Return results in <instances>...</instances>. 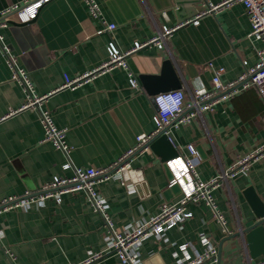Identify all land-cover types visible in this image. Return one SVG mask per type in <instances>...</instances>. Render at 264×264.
Instances as JSON below:
<instances>
[{
	"label": "crops",
	"instance_id": "0c3cea01",
	"mask_svg": "<svg viewBox=\"0 0 264 264\" xmlns=\"http://www.w3.org/2000/svg\"><path fill=\"white\" fill-rule=\"evenodd\" d=\"M24 0H0L1 10ZM101 17L91 15L83 0H48L39 8L26 32L9 24L0 28L17 62L30 75L33 91L48 94L42 108L49 110L58 128L65 130L71 146L68 158L51 142L42 141L43 128L36 108H18L25 99L22 86L11 80V70L0 48V200L37 194L53 176H71L73 167H106L116 162L137 141L138 134L155 128L153 95L140 82V74H160L170 58L184 88L185 102L195 89L211 88L213 69L223 67L221 79L237 78L254 65L264 42L250 35V22L242 3L236 2L203 13L198 24L174 29L162 46L146 45L127 55L129 70L138 81L129 84L122 67L100 73L75 87L62 88L64 76L73 77L98 66L108 57L111 39L124 51L135 42L157 34L162 25L177 19L176 0H94ZM202 0L189 2L197 12ZM115 26L104 29L107 24ZM211 63V68L207 67ZM245 62V63H244ZM17 110V111H15ZM187 110V109H186ZM184 110L182 113H184ZM178 155L194 157L201 180L218 176L234 159L264 141V101L249 86L193 116L189 123L171 125L167 131ZM195 148L192 156L187 145ZM69 161L70 166L64 164ZM174 168L150 148L137 152L121 176L96 183L108 204L116 228L136 226L156 214L161 204L182 196L178 184H170ZM251 186L264 203V157L254 161L246 174L222 182L212 190L224 212L225 234L204 202H188L191 216L161 237L150 235L138 247L143 264H177L178 244L189 242V253L202 252L201 236L217 246V260L204 264H260L264 255L251 256L241 230L256 220L243 196ZM264 224V223H263ZM261 243H258L260 245ZM104 222L94 212L83 191L0 211V264H73L90 252L104 248ZM11 253V257L9 254ZM93 264H122L107 253Z\"/></svg>",
	"mask_w": 264,
	"mask_h": 264
},
{
	"label": "built area",
	"instance_id": "2783aa9c",
	"mask_svg": "<svg viewBox=\"0 0 264 264\" xmlns=\"http://www.w3.org/2000/svg\"><path fill=\"white\" fill-rule=\"evenodd\" d=\"M47 1L24 0L21 4H13L1 10L0 28L7 27L9 20L24 22L35 18L39 8ZM83 1L88 5L92 16L101 17L99 7L94 0ZM236 2L244 5L251 26L250 35L264 42V0H221L216 3L206 1V8L196 15V19H188L173 26L162 25L156 35L146 41L135 42L127 50H120L113 39L110 38L106 46L108 53L107 59L98 66L86 70L81 74L73 77L65 75L61 87L75 88L96 75L110 71L116 67H122L127 70L129 84L132 87H137L139 85L138 81L128 67L126 59L128 54L146 45L153 44L162 46L165 38L179 26L188 22L198 24L197 18L203 13L213 12ZM114 26L113 23H110L104 29L111 30ZM0 48L11 70V80L19 83L25 92L24 102L18 110L30 107L38 109L43 128L42 141L51 142L55 148L61 150L68 158L71 146L66 141L65 130L56 126L49 110L42 108V101L48 94L37 95L33 91L29 73L24 67L18 64L16 55L4 41L1 33ZM258 54V61L252 66H246L244 64L242 73L234 80L225 82L221 79L220 76L224 71L223 67L213 69L211 88L205 90L195 89L191 94V101L188 103L185 102L183 87L154 94L153 102L155 104V113L153 118L156 124L155 130L150 134H138L136 144L128 149L116 162L110 166L99 168L93 166L86 168L73 167V174L71 176H53L41 186L37 194L26 193L22 196L9 195L1 199L0 211H6L17 206H26L31 202H42L48 198H53L56 202H59L62 194L66 192L83 191L86 194L92 210L100 214L103 219L105 245L101 251L90 252L83 260L73 264H93L107 253L118 256L122 264H143L137 251L141 242L150 235L158 238L161 237L167 229L178 226L184 219L190 217L191 212L187 208L188 202L204 200L211 208L213 217L220 224L222 231L225 234L229 233L224 212L217 207L212 190L230 178L239 174H246L252 162L263 158L264 141L245 154L238 156L218 176L208 180H201L197 176L194 168V157L178 155L168 160L169 164L174 168L173 176L170 178V184L176 183L180 185L183 194L175 202L161 204L156 214L136 226H126L122 229L114 226L107 211L108 204L97 189L96 183L106 180L111 176H121L126 171L129 160L137 152L149 150L147 142L165 126L170 124L177 126L179 124L189 123L193 116L200 114L204 109L210 108L219 98L229 97L249 86H253L264 101V46L259 50ZM207 65V67L211 68L210 62ZM184 110L186 111L182 113ZM11 113H13V110L8 114ZM8 114L2 116L0 120ZM187 147L191 155L195 156L196 151L194 146L188 144ZM64 166L69 167L70 162L67 161ZM201 240L206 245L205 249L202 252L195 253L193 256L188 250L190 246L189 242L178 244V253L174 254L177 259V264H204L209 260H217L216 244L209 242L208 237L205 235L201 236ZM8 254L9 257L12 256L11 253ZM260 264H264V261Z\"/></svg>",
	"mask_w": 264,
	"mask_h": 264
},
{
	"label": "water",
	"instance_id": "95a60500",
	"mask_svg": "<svg viewBox=\"0 0 264 264\" xmlns=\"http://www.w3.org/2000/svg\"><path fill=\"white\" fill-rule=\"evenodd\" d=\"M178 4L177 19L179 22L188 20L194 13L196 8H191L189 2L195 0H176ZM202 2V0H197ZM32 20L24 22H16L9 20V24L15 31L21 29L27 33L30 28ZM140 82L147 89V91L154 95L161 91L180 88L181 82L175 75L173 63L170 58L165 59L162 71L160 74H140ZM170 125L165 126L159 133L155 134L147 142L149 148L158 155L162 161H168L178 156V151L171 142L167 133ZM243 196L248 202L249 206L255 215L256 220L249 226L243 228L240 234L248 244L251 256L262 254L264 255V203L260 200L256 192L251 186H248L243 192ZM258 243H261L258 245Z\"/></svg>",
	"mask_w": 264,
	"mask_h": 264
},
{
	"label": "snow or ice",
	"instance_id": "6c2138e0",
	"mask_svg": "<svg viewBox=\"0 0 264 264\" xmlns=\"http://www.w3.org/2000/svg\"><path fill=\"white\" fill-rule=\"evenodd\" d=\"M31 11V9H29Z\"/></svg>",
	"mask_w": 264,
	"mask_h": 264
}]
</instances>
